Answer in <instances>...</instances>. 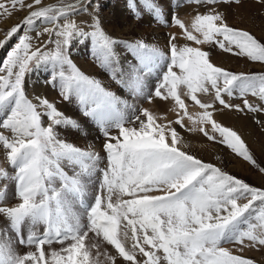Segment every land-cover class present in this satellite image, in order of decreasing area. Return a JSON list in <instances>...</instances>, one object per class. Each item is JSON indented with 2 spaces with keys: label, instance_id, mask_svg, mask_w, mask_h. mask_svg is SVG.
<instances>
[{
  "label": "snow or ice",
  "instance_id": "snow-or-ice-1",
  "mask_svg": "<svg viewBox=\"0 0 264 264\" xmlns=\"http://www.w3.org/2000/svg\"><path fill=\"white\" fill-rule=\"evenodd\" d=\"M190 2L238 7L242 0ZM255 2L264 8V0ZM128 8L134 19L147 14L180 32L161 48L106 33L99 0H0V16L25 13L0 39V148L11 169L0 167V264H100L101 255L111 264H255L244 251L264 248V187L191 153L173 127L201 133L264 173L238 132L214 118L251 114L264 126L257 119L264 116V71L233 72L210 51L182 43L212 45L264 68V40L231 27L215 7L196 14L190 28L171 3L128 0ZM76 46L89 47L126 95L86 74L73 60ZM42 68L58 101L30 93L26 78ZM136 100L171 101L176 118L163 122ZM60 103H74L97 129L103 157L61 138L64 129L86 130ZM16 246L29 250L20 254Z\"/></svg>",
  "mask_w": 264,
  "mask_h": 264
},
{
  "label": "rangeland",
  "instance_id": "rangeland-1",
  "mask_svg": "<svg viewBox=\"0 0 264 264\" xmlns=\"http://www.w3.org/2000/svg\"><path fill=\"white\" fill-rule=\"evenodd\" d=\"M106 2L107 3L114 2V5H116V7H113L112 12L109 10L107 6H104ZM159 2L165 5H167L168 2L171 3L172 8L175 9V12L178 18L181 19V21L189 28L191 27V24L194 22V19L190 17L191 15L188 13V7L195 8L196 14H205L208 9L215 7L217 11L224 14L227 23L231 27H234L237 29L248 30L253 35H255L258 39L264 40V8L256 4L255 0H242L241 5L238 7L234 5H228V4L197 6L196 4L191 3L190 0H159ZM99 4H100L99 15H100V19L102 21L104 30L106 31V33L112 35L113 37H119L123 41L130 42V41H134L137 38H141L144 41L150 42L153 46H159L162 48L164 47L167 35L178 34L180 32V30L174 24L170 27L162 26L161 23L156 22L147 14H145L143 18L134 19L132 11L128 8L129 12L127 13L126 18H128L129 21H131V23H134L133 24L134 26L132 25V27H136V29H138L139 31L135 30L134 32L131 30L133 34L131 33L132 35L130 36V38H129V35L127 34L119 35L118 33V35H116L115 32H112L113 27H118L122 32H124V30L126 29L121 26L120 20H121L123 9L125 7L126 8L128 7V0H99ZM178 5L180 6L178 7ZM141 11H143V9H141ZM167 11L168 9L167 7H165L166 14H167ZM21 15H22V12L17 11L12 16L11 19L7 17H3V16L1 17H3L5 21L6 20L13 21L15 18L20 17ZM107 16H111V18H113V22L115 23L114 25H112L111 23H108L107 20H104V18ZM182 43H187L190 46H198L202 50L210 51L211 59L214 61L215 64H217L218 66H222L233 72L256 74V73H260L264 71V68H262L259 63L249 62L245 58L236 57L228 53H223L222 50H218V48H216L215 46L208 45V44L195 45L193 42H188L184 40H182ZM79 59L82 61H80ZM73 60L77 65L78 64L80 65L81 62H85V63H88V65H92L97 73H101V74L104 73L101 70V68L98 66V64L94 62V59L90 55L89 47L87 46H76L73 51ZM79 67L81 68V65ZM81 69L86 74H88L86 70H84L83 68ZM29 77L26 78L28 82L30 80H34L32 74H31L30 80H29ZM112 91L116 92L118 95H126V93L121 92V88L116 84H115V88ZM30 93L35 94L36 92L35 90H33L32 92L30 91ZM207 98L211 99V97H207ZM135 103L137 104V106L149 108L155 115L160 116L162 121L165 116H167V121H171L176 118V115L174 116L175 113L174 114L172 113L173 117L170 115L171 112H173L172 108L174 109V105L171 101L161 102L159 100H156L152 102L151 104H148V103H143L140 100H136ZM193 108L195 107H190L189 111H191ZM61 111L64 112L63 109H61ZM226 117H228L231 121H233L234 126L237 127L238 121L240 120L244 121L243 119H247V117L251 118V114L245 116V115H241V114H238L232 111L217 112L214 114V118L218 122L222 123L224 126H226V123L224 121ZM257 119H264V116L258 115ZM167 121H163V122H167ZM185 123L187 124V121H185ZM254 125H257L256 126L257 128H255L256 132H255V135H253L252 137L253 139H248V138H242V139H244L246 144L249 146L250 151L253 153L257 162L262 167H264V127L256 123ZM173 127H176L177 130L181 132V135L184 141L190 145L188 151H190L191 153L197 155L199 158H201L205 162H210L216 166L222 167L224 170H226L230 174L236 176L237 178H241L245 180L247 183H249L252 186L264 187V184H260V182L256 178L258 175H262L264 177V173H260L258 169H255L254 167L250 166L248 162L243 161L242 158H236L234 155H230L229 150H227L225 146L218 145L215 142L207 141V139L203 137V135L199 132L192 133V132L182 131L177 125H173ZM85 130H86V134H79L71 129H64L61 131V138L73 143L74 145L82 149H86L89 146H91L96 152L100 153V155L103 157L104 153L101 152V145L103 144V139L101 135L97 143H95L94 145H91L89 141H92V140L90 139L87 133L90 131L87 129ZM238 134L241 135V132H238ZM248 135H250L249 132L247 133V136ZM260 146H263V147H260ZM217 157H219V159H217ZM104 163H106V161H102L101 166H103ZM0 167L11 170L9 168V163L7 162V159H6L5 150H3L2 148H0ZM90 188H91V191L87 194L88 202H91L92 198L95 196L96 184L90 185ZM16 247L18 248V251L20 254H23L24 252L29 250V249L21 248L19 246H16ZM52 248L59 249L60 245L54 244L52 245ZM101 251L102 252L107 251L108 255H115V251L114 249L111 248V246H102ZM93 253L95 256V250H93ZM243 255L245 257L252 258L255 261V264L264 263V248L246 249ZM119 261H120V264H127V262H123L122 260H119ZM99 262L100 264H111V261H109L107 259V256H104V255H101L99 257Z\"/></svg>",
  "mask_w": 264,
  "mask_h": 264
},
{
  "label": "bare ground",
  "instance_id": "bare-ground-1",
  "mask_svg": "<svg viewBox=\"0 0 264 264\" xmlns=\"http://www.w3.org/2000/svg\"><path fill=\"white\" fill-rule=\"evenodd\" d=\"M59 3H61V0H45V4L46 5L47 4H59ZM104 6H107L111 12L113 11V7H116V5H114V2H112V3H107L106 2L104 4ZM128 12H129L128 11V7L127 8L125 7L123 9V11H122V16H121V20H120L121 26L124 27V28H126L124 30V32H122L118 27H113L112 28V30H113L112 32H115L116 35H118V33H119V35L127 34V35H129V38H130V36L133 34L132 31L135 32V30H137V31H139V30L136 29V27H132V25L134 23H131V21H129V19L126 18ZM200 12H201V10H200ZM188 13L191 15L190 17L192 19L195 18V15H196L195 8L188 7ZM24 15H25V13L22 12V15L20 17L15 18L13 21H7V20L5 21L4 18L0 16V39H3L4 38V30L9 29L11 26L15 25L17 22L20 21V19ZM104 20H107L108 23H111L112 25L115 24L113 22V18H111V16L105 17ZM137 31H136V33H137ZM152 35H153V33H152ZM154 36H155V34H154ZM158 38H160V37H158ZM4 51L5 50H0V58H3ZM80 61H82V60H80ZM80 65H81V68H83L84 70H86L90 76L99 77V79L102 81V83L104 84V86L106 88H109L111 90H113L115 88V83H113L110 79H108V77L106 76L105 73H102V74L101 73H97L95 71V69L93 68L92 65H88V63H85V62H81ZM48 75H49L48 71H45L43 68L41 70L36 71V72H34L32 74L34 80H30V77H31V75H30V77H29V80H30L29 81L30 89L29 90L31 92L33 90H35V92H36L35 94H42V95L46 96L47 98H49L50 100H57L58 101L59 100V97L57 96V93L55 92V90L51 89L47 84L44 83L45 78ZM58 106L61 109L64 110V113L66 115L71 116V117H74V118H77L79 120V122L84 126V128L87 129V130H89L91 132V133L90 132H87L88 133V136L92 140V141H89V143L91 145H94L95 143H97V141L100 139L99 132L94 127H92L91 126L92 124L90 125V122L86 121V119L83 116H79V114H77L76 105H74V104L73 105L72 104L70 105L68 103H60ZM172 110H173V108H172ZM198 111H199V109L193 108L190 112H198ZM172 113L174 114L175 111L173 110V112H171V114H170L171 116L173 115ZM175 115L176 114H174V116ZM243 120L245 122L242 121V120L238 121V126L237 127L234 126V122L231 121L228 117H226L224 121L226 123V126H228V127L232 128V129L236 130L237 132H241V135L240 136L242 138L253 139L252 137H253V135H255V132H256V129L255 128H257L256 127L257 125H254L255 123L253 122V119H251L250 117H247V119H243ZM248 132H249L250 135L247 136V133ZM256 144H258V143H256ZM260 147H263V146H260ZM253 174H255V173H253ZM253 176H255V175H253ZM256 178L258 179V181L260 182V184H264V177L262 175H258ZM117 264H120V261L119 260H117ZM262 264H264V263H262Z\"/></svg>",
  "mask_w": 264,
  "mask_h": 264
}]
</instances>
